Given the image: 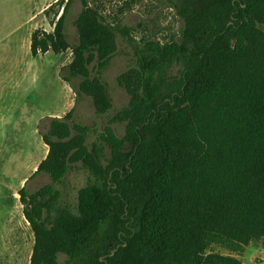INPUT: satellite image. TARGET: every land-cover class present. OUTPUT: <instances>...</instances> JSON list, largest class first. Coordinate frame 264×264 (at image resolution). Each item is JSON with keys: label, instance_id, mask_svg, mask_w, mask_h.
<instances>
[{"label": "trees", "instance_id": "obj_1", "mask_svg": "<svg viewBox=\"0 0 264 264\" xmlns=\"http://www.w3.org/2000/svg\"><path fill=\"white\" fill-rule=\"evenodd\" d=\"M74 1L60 2L51 32H32V56L70 49L65 80L80 78L77 94L104 115L112 100L102 74L120 36L134 60L115 80L129 99L90 143L71 110L50 119L32 174L50 183L18 191L33 234L29 264H243L208 248L237 254L264 238V0H178L183 24L165 43L136 42L131 27L79 0L71 46ZM74 168L87 181L72 208L57 185Z\"/></svg>", "mask_w": 264, "mask_h": 264}, {"label": "rangeland", "instance_id": "obj_2", "mask_svg": "<svg viewBox=\"0 0 264 264\" xmlns=\"http://www.w3.org/2000/svg\"><path fill=\"white\" fill-rule=\"evenodd\" d=\"M57 1L0 0V264H29L33 234L23 216L18 191L25 184L26 191L33 193L50 183L45 173L32 175L47 154L41 134L47 131L50 119L63 117L71 110L76 122L91 129L90 143L103 131L114 111L125 106L129 99L115 80L134 60L131 46L120 36L110 65L102 74L112 100V109L104 115L96 114L89 97L77 94L80 78L65 80L70 49L61 54L50 51L32 56L31 34L36 29L53 30L62 6V0ZM86 1L108 23L131 27L136 42L173 41L183 24L177 13L178 0ZM81 7L80 1L75 0L65 18V33L71 46L78 40L74 19ZM172 72L177 73V68ZM24 74H28L26 82L21 81ZM112 127L118 135L123 134L122 125ZM24 178H28L26 183ZM86 181L87 173L83 169H71L63 183L57 185L61 191L60 203L74 208L77 191ZM208 251L234 255L243 264H264V238L251 241L237 254L216 243ZM64 259V255H58V261Z\"/></svg>", "mask_w": 264, "mask_h": 264}, {"label": "crops", "instance_id": "obj_3", "mask_svg": "<svg viewBox=\"0 0 264 264\" xmlns=\"http://www.w3.org/2000/svg\"><path fill=\"white\" fill-rule=\"evenodd\" d=\"M50 52V51H49ZM49 52H47V53H49ZM47 53H45V54H47ZM28 80V74H24L23 76H22V82H26ZM50 115H53V114H50ZM36 169V168H35ZM35 171V170H34ZM27 178H24V180H23V182L26 180Z\"/></svg>", "mask_w": 264, "mask_h": 264}]
</instances>
